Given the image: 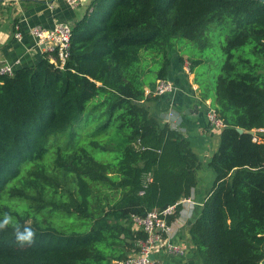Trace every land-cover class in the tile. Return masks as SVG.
I'll use <instances>...</instances> for the list:
<instances>
[{"label": "trees", "instance_id": "1", "mask_svg": "<svg viewBox=\"0 0 264 264\" xmlns=\"http://www.w3.org/2000/svg\"><path fill=\"white\" fill-rule=\"evenodd\" d=\"M181 38L197 49L178 51ZM206 49L214 86L196 74ZM186 53L201 102L214 95L225 122L191 240L201 264L262 263L264 141L237 127H264V2L93 0L63 68L44 55L0 73V214L37 233L24 248L0 233V264H115L146 236L134 215L191 194L203 160L146 93Z\"/></svg>", "mask_w": 264, "mask_h": 264}, {"label": "crops", "instance_id": "2", "mask_svg": "<svg viewBox=\"0 0 264 264\" xmlns=\"http://www.w3.org/2000/svg\"><path fill=\"white\" fill-rule=\"evenodd\" d=\"M92 1L81 0L72 6L65 0H2L0 65L10 64L17 69L38 63L44 54L31 28L35 25L52 27L58 21L74 25L85 16ZM18 30L22 33L20 39L15 37ZM185 71V68L174 71L175 79L171 80L176 88L172 93L160 95L150 103L156 117L177 126L188 136L193 150L203 160V165L197 170V184L189 196L180 199L179 212L170 222V232L163 233L165 239L178 245L182 252H171L165 246L154 254L159 264H201L189 227L200 214L213 186L215 174L206 169V163L217 150L224 127L212 125L207 118V109L213 105L214 95L201 102L199 84L194 83L193 75L189 79ZM254 130L264 138V131Z\"/></svg>", "mask_w": 264, "mask_h": 264}, {"label": "built area", "instance_id": "3", "mask_svg": "<svg viewBox=\"0 0 264 264\" xmlns=\"http://www.w3.org/2000/svg\"><path fill=\"white\" fill-rule=\"evenodd\" d=\"M72 6L78 5L81 0H65ZM31 33L36 38L37 44L41 46L43 54L47 56L51 62L63 68L71 54L73 25L68 22L58 21L52 27H45L42 25H35L31 28ZM15 37L21 38L22 33L17 31ZM187 73L192 74L189 62L185 64ZM14 66L10 64L0 65V73L14 72ZM176 88L175 83L170 78H160L156 82L155 89L151 91L146 89V93H153L154 95H164L172 93ZM196 88V87H195ZM207 118L212 125L223 127L225 122L220 117L214 105H209L207 109ZM257 131V130H256ZM253 134V139L256 141H264L262 136L258 133ZM258 131L263 132L264 128H258ZM175 202L169 204L165 208H154L150 210L145 216L134 215L135 226L143 230L146 236L137 240L136 246L133 247L130 255L122 260H116L115 264H159L156 260V251L165 246L171 252H182L181 248L173 243L167 241L163 233H169L171 224L168 222V216L177 214L178 206L180 204Z\"/></svg>", "mask_w": 264, "mask_h": 264}, {"label": "rangeland", "instance_id": "4", "mask_svg": "<svg viewBox=\"0 0 264 264\" xmlns=\"http://www.w3.org/2000/svg\"><path fill=\"white\" fill-rule=\"evenodd\" d=\"M178 41L180 43H178L176 45V47H177L178 51H180V52L183 49L188 50V52H192V51H195L197 49V46L193 42L187 41V39L181 38ZM205 54L209 55L210 57L209 58H205L201 63L198 64L197 69H196V74L198 75V77L200 79L205 80V81L208 80V81L211 82V85L214 86L215 82H216V76L218 75V72H217V70H213L212 68H213V65L215 63V60L213 58H215L217 60V56L215 55V56L211 57L212 56L211 49H206L205 50ZM190 55H192V54H190ZM184 56H185L186 59H188V60H186V62L191 63V59L189 58V55L186 53ZM220 58H221V60L224 59L222 56ZM185 66L186 65L183 64L182 68L183 69L185 68V70H186L185 72L187 73V69H186ZM187 75H188L189 79H191V77L193 75L194 76L193 77V81H194V83H196L195 82V73H193V72H192V74L187 73ZM99 158L101 160H109L111 158V156H109L108 154L100 153L99 154ZM207 163H206V166H207L206 169H210L211 170V168L207 165Z\"/></svg>", "mask_w": 264, "mask_h": 264}, {"label": "clouds", "instance_id": "5", "mask_svg": "<svg viewBox=\"0 0 264 264\" xmlns=\"http://www.w3.org/2000/svg\"><path fill=\"white\" fill-rule=\"evenodd\" d=\"M9 229L12 230L17 246L31 247L36 243L37 233L34 228L27 224L21 225L10 213L0 214V233L7 232Z\"/></svg>", "mask_w": 264, "mask_h": 264}, {"label": "water", "instance_id": "6", "mask_svg": "<svg viewBox=\"0 0 264 264\" xmlns=\"http://www.w3.org/2000/svg\"><path fill=\"white\" fill-rule=\"evenodd\" d=\"M2 0H0V2H1ZM261 1H263L264 2V0H261ZM237 130L240 132V133H243V132H248V133H251V134H254L255 133V130L254 129H249V130H246L245 128H243V127H240V126H238L237 127ZM154 256V255H153ZM261 264H264V260L262 261V263Z\"/></svg>", "mask_w": 264, "mask_h": 264}]
</instances>
